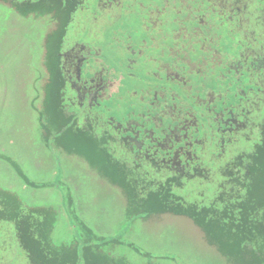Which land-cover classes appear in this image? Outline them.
<instances>
[{"label": "flooded vegetation", "instance_id": "obj_1", "mask_svg": "<svg viewBox=\"0 0 264 264\" xmlns=\"http://www.w3.org/2000/svg\"><path fill=\"white\" fill-rule=\"evenodd\" d=\"M40 7L92 17L89 36L75 42L64 33L65 18L39 20L38 32L50 36L56 26L63 40L41 73L43 97L45 105L57 101L62 130L84 131L112 156L113 169L158 162V151L184 136L203 140L202 149L222 162L263 142L264 0H0V22L8 8L5 21L21 15L35 24ZM21 202L28 213L30 203Z\"/></svg>", "mask_w": 264, "mask_h": 264}, {"label": "rangeland", "instance_id": "obj_2", "mask_svg": "<svg viewBox=\"0 0 264 264\" xmlns=\"http://www.w3.org/2000/svg\"><path fill=\"white\" fill-rule=\"evenodd\" d=\"M40 8L35 12V24L28 23L31 19L21 15L5 21L9 9L3 8L0 22V193L17 194L37 213L41 208L56 211L53 237L58 244L70 245L78 240L83 230L79 222H82L96 235V245L101 240H109L102 247L95 246L94 250L128 264L148 263L150 255L156 264H236L223 254L226 250L232 251L231 246H221L219 235L209 233L208 236L200 223L190 218L170 213L131 218L128 199L115 184L117 172L112 168L115 165L112 156L96 149L86 139L84 131L76 135L62 130L64 123L58 118L57 101L45 105L41 78L45 62L54 56V46L60 40L59 28L55 26L50 36L42 35L38 32L39 20L65 18L64 33L70 31L68 35L73 36L70 42H75L78 36H89L93 22L92 17L76 16L72 12L74 7L65 15L59 7ZM103 24L108 29V23ZM33 26L34 30H30ZM62 42H59L61 46ZM47 128L57 134H42L45 130L49 132ZM12 161L20 170L24 169L23 174L31 180L30 184L18 177ZM252 186V200L259 205L263 198L258 178ZM208 190L186 185L178 193L188 201L205 202L204 199H209ZM246 257L250 259L249 255ZM255 259L261 261L260 257ZM0 264H30L20 247L15 224L1 220Z\"/></svg>", "mask_w": 264, "mask_h": 264}, {"label": "trees", "instance_id": "obj_3", "mask_svg": "<svg viewBox=\"0 0 264 264\" xmlns=\"http://www.w3.org/2000/svg\"><path fill=\"white\" fill-rule=\"evenodd\" d=\"M182 140L158 151L162 157L160 160L157 156L158 162L151 157L142 160L144 165L140 169H113L117 172L115 184L128 199L130 217L141 218L155 213L185 216L200 223L208 236L209 233L219 235L221 246H231L232 251L222 252L227 259L236 264L264 263V140L253 153H242L230 161L227 157L224 162L218 160V154H209L202 149L203 140L200 145L192 142L190 137L184 136ZM175 144L180 146L179 152L168 151ZM115 158L120 163L124 161L123 156ZM106 160L109 163V157ZM221 168L224 169L219 171ZM256 178L262 186L263 199L259 205L252 200V185ZM25 179L30 181L28 177ZM186 185L207 187L211 196L204 199L202 192L205 202L188 201L178 193ZM0 220L15 224L20 247L30 264H128L94 250L95 246L102 247L109 240H101L96 245V235L82 222V241L78 238L74 245L55 244L51 237L54 222L42 211L37 213L31 209L24 214L23 203L13 192L0 193ZM210 223L212 227L205 226ZM133 248L141 252L135 246ZM96 253L100 256L96 257ZM254 256L260 257L261 261L257 262ZM152 259L150 255L145 264H156Z\"/></svg>", "mask_w": 264, "mask_h": 264}, {"label": "crops", "instance_id": "obj_4", "mask_svg": "<svg viewBox=\"0 0 264 264\" xmlns=\"http://www.w3.org/2000/svg\"><path fill=\"white\" fill-rule=\"evenodd\" d=\"M37 208V207H36ZM38 208H41V207H38ZM42 211L44 212L45 214V217H49L51 219L52 222H54V228H55V224H56V221H57V212L54 211L53 209L51 210V208H49V210L47 211V208H41ZM60 213V212H59ZM75 219H77L78 217H74ZM80 221V220H79ZM80 224V222H79ZM81 232V231H80Z\"/></svg>", "mask_w": 264, "mask_h": 264}]
</instances>
